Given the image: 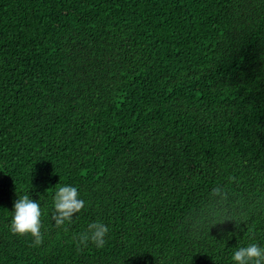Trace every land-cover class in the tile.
Segmentation results:
<instances>
[{
    "label": "trees",
    "instance_id": "1",
    "mask_svg": "<svg viewBox=\"0 0 264 264\" xmlns=\"http://www.w3.org/2000/svg\"><path fill=\"white\" fill-rule=\"evenodd\" d=\"M66 184L85 207L57 228ZM23 195L39 246L10 231ZM96 220L105 246L78 247ZM249 243L264 246V0H0V264H235Z\"/></svg>",
    "mask_w": 264,
    "mask_h": 264
},
{
    "label": "clouds",
    "instance_id": "2",
    "mask_svg": "<svg viewBox=\"0 0 264 264\" xmlns=\"http://www.w3.org/2000/svg\"><path fill=\"white\" fill-rule=\"evenodd\" d=\"M226 196L223 189H212V195ZM77 187L64 185L54 193L52 220L57 228L71 223L74 214L79 213L85 207V201L80 199ZM44 212L38 201L29 195L19 196L14 202L13 216L10 223V231L15 235H30L32 246H39L44 242V233L41 231L43 224L41 217ZM67 230V229H65ZM109 227L100 220L87 225V229L74 237L78 247H86L90 242L97 248H103L106 244V236ZM231 259L235 264H264V246L257 243H249L238 247L232 254Z\"/></svg>",
    "mask_w": 264,
    "mask_h": 264
}]
</instances>
